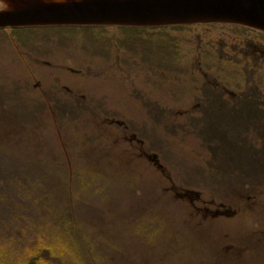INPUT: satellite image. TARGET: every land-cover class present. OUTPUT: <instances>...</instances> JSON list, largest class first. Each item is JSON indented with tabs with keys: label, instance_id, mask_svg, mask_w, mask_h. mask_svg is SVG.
<instances>
[{
	"label": "rangeland",
	"instance_id": "rangeland-1",
	"mask_svg": "<svg viewBox=\"0 0 264 264\" xmlns=\"http://www.w3.org/2000/svg\"><path fill=\"white\" fill-rule=\"evenodd\" d=\"M73 34L75 42L57 49L52 56L119 55L111 47L107 53L88 51L84 32ZM3 39L0 46L7 56H0V178L8 182V188L31 198L25 199L29 207L17 204L19 210L35 219L56 214L78 220L83 226L76 231L78 236L91 244L82 250V264H218L225 256H233V250L227 252L225 247L239 245L235 236L242 227L241 219L200 216L191 205L192 199L196 201L193 195L182 198L176 188L164 185L162 174L147 168L142 158L133 160L116 141L121 133L104 124L105 118L115 117L133 130L149 131V148L159 150L173 180L182 179L185 185L190 181L189 190L201 191L203 199L225 200L231 188L213 183L196 187L193 183L189 147L197 141L179 131L175 115L176 102L189 105L192 100L190 67L194 59L189 53L193 49L180 44L181 49L171 53L176 64L172 69L164 64L149 71L134 68L131 83L118 79L101 85L97 79L91 80L96 97L88 101L101 100L96 106L46 108L40 101L34 103V90L26 87V66L18 56H12L15 47ZM133 53L144 54L137 60L152 61L141 51ZM153 60L157 62V58ZM121 71L117 67L106 73L122 75ZM38 73L45 76L44 71ZM105 100L110 101L109 106L97 108L107 105ZM112 102L117 106L111 107ZM161 104L165 107L158 106ZM198 173L200 179L208 178L207 173ZM247 175L257 177L251 171ZM209 177L213 178L211 174ZM216 178L218 182L223 180L222 174ZM260 202L264 205V197ZM9 205L13 211L15 205ZM216 208L207 207L205 211ZM252 214L246 217L248 228L253 217L260 220L254 224L260 227L253 225L250 229L264 228V207L254 209ZM5 236L0 235L3 256L20 253ZM88 249L93 250L97 262L85 253ZM240 259L241 263L231 264H264V244L246 251Z\"/></svg>",
	"mask_w": 264,
	"mask_h": 264
},
{
	"label": "flooded vegetation",
	"instance_id": "flooded-vegetation-1",
	"mask_svg": "<svg viewBox=\"0 0 264 264\" xmlns=\"http://www.w3.org/2000/svg\"><path fill=\"white\" fill-rule=\"evenodd\" d=\"M60 33L69 34L67 31ZM58 34L51 39V47H55L49 52L45 51L48 50L46 45L35 40L26 42L28 38L24 39L19 33L3 39L13 43L15 53L12 56H18L26 66V83L29 82L26 87L34 90V103L40 101L46 108L79 107V104L96 106L101 100L88 101L90 97H96L91 80L97 79L101 85L118 79L131 83L134 68L149 71L155 63L157 67L161 66L158 60H137L138 56L144 55H135L131 50L116 56H52L57 49L65 48ZM186 34L190 36L184 37V44L192 45L193 52L189 56L194 59L190 67L192 100L189 105L183 101L176 102L175 115L179 119V131L197 141L196 145L189 147L193 183L196 187L213 183V186L231 188L225 194V200L203 199L201 191L189 190L192 188L190 181L185 185L182 179L173 180L162 164L159 150L149 148V131L133 130L115 117L105 118L104 124L121 133L116 141L125 147L133 160L142 158L147 168L162 174L164 185L176 188L182 198L193 195L196 201L192 199L191 205L201 213L200 216L241 219L242 227L235 236L239 238V245L231 243L225 247L227 252L233 250L231 253L239 259L227 255L218 264L241 263L240 258L246 251L264 244V228L250 229L255 221L260 220L253 217L251 227L246 225V217L252 216L254 209L264 207L260 202L264 197V177L258 179L264 175V35L228 26H195ZM192 34L196 36L192 37ZM109 38L116 44L119 37L113 35ZM180 49L177 47L178 51ZM0 56L7 54L0 53ZM117 67L124 70L122 75L106 73L107 69ZM38 71H44L45 76L42 77ZM105 103L107 105L97 108H107L110 101L105 100ZM112 105L117 106V103ZM158 106L165 107L164 104ZM177 136L180 140V135L175 134ZM183 146L189 149L185 143ZM198 171L207 173L210 181L197 177ZM249 171L255 172L257 177L247 175ZM217 174H222V182H218ZM198 204L205 208L197 207ZM213 206L217 207L216 210L205 211ZM259 227L254 225V228Z\"/></svg>",
	"mask_w": 264,
	"mask_h": 264
},
{
	"label": "trees",
	"instance_id": "trees-1",
	"mask_svg": "<svg viewBox=\"0 0 264 264\" xmlns=\"http://www.w3.org/2000/svg\"><path fill=\"white\" fill-rule=\"evenodd\" d=\"M190 28L192 27H169L152 30L26 29L13 30L12 32H19L23 36L27 35L28 41L26 42L35 40L43 46L46 45L48 50L45 51L49 52L55 47V45L51 47V39L57 33H59L58 37L61 42L65 46H70L76 38L73 32L83 31L86 32L83 37H85L84 41L88 51L107 53L110 47L119 53H126L127 50L141 51L152 60L157 58L161 66L164 64L165 67L172 69L176 67V64L171 57L174 55L171 53L175 52L176 54L177 47H181L180 44L185 43L184 37L190 36V34H186ZM62 31H67L70 35L60 33ZM140 34L146 36L140 37ZM113 35L119 37L116 39V44L109 38ZM0 36L8 39L7 31H0ZM191 36L195 37L196 35L192 34ZM147 37L152 40L145 41L144 38ZM153 41L155 43H150ZM188 47L192 49V45ZM157 65L155 63L154 66ZM7 183L0 178V235L6 234L5 239L9 244L18 247L20 253L11 257L3 256L0 251V264H82V250L91 245L89 241L84 243L76 232L83 229L82 224L68 216L56 214L49 219L28 217L29 215L25 214L27 212H23L22 209L19 210L17 204L29 207V203L25 199L30 201L31 198L23 192L22 194L17 192V189L8 188ZM15 198L16 201L13 200ZM9 204H12V207L15 205L13 211L9 210ZM81 241L84 244L83 247L80 246ZM85 253L88 256L91 254L92 260L97 262L93 258L92 249H88Z\"/></svg>",
	"mask_w": 264,
	"mask_h": 264
},
{
	"label": "water",
	"instance_id": "water-1",
	"mask_svg": "<svg viewBox=\"0 0 264 264\" xmlns=\"http://www.w3.org/2000/svg\"><path fill=\"white\" fill-rule=\"evenodd\" d=\"M193 25L264 34V0H0V29Z\"/></svg>",
	"mask_w": 264,
	"mask_h": 264
}]
</instances>
